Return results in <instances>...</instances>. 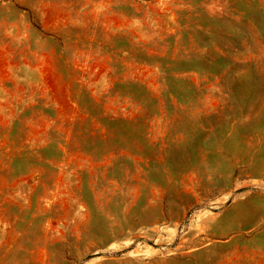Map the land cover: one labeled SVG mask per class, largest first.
I'll use <instances>...</instances> for the list:
<instances>
[{
    "label": "rangeland",
    "instance_id": "374dc122",
    "mask_svg": "<svg viewBox=\"0 0 264 264\" xmlns=\"http://www.w3.org/2000/svg\"><path fill=\"white\" fill-rule=\"evenodd\" d=\"M0 264H264V0H0Z\"/></svg>",
    "mask_w": 264,
    "mask_h": 264
}]
</instances>
